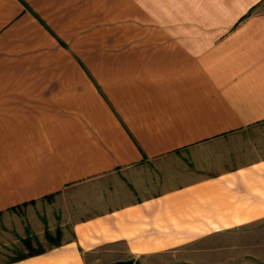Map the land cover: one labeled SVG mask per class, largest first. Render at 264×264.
I'll return each instance as SVG.
<instances>
[{"label": "crops", "instance_id": "crops-1", "mask_svg": "<svg viewBox=\"0 0 264 264\" xmlns=\"http://www.w3.org/2000/svg\"><path fill=\"white\" fill-rule=\"evenodd\" d=\"M72 188L61 244L0 264L263 240L264 0H0V248L25 238L10 208Z\"/></svg>", "mask_w": 264, "mask_h": 264}, {"label": "rangeland", "instance_id": "rangeland-1", "mask_svg": "<svg viewBox=\"0 0 264 264\" xmlns=\"http://www.w3.org/2000/svg\"><path fill=\"white\" fill-rule=\"evenodd\" d=\"M186 163L188 166H191L187 160ZM158 177L161 182L156 184V188L159 189L163 185V177L161 174H159ZM187 177L188 175L182 174L180 176L174 174V177L168 181V184L174 185V183H181V181ZM153 178H156V175H153ZM122 179L127 182L126 178ZM102 180L103 181L99 180V182H101L100 184L103 186L102 195L105 199H107L108 193L104 191V189H108L109 187L108 190H114V188H117V181L110 176ZM147 180L148 179H146V181ZM138 188L139 187L136 189L138 190ZM124 189L127 190L126 192L130 193L128 196L135 195L138 197L140 194V192L136 191L135 187H133L129 182L125 183ZM74 190L76 189L72 188L64 192H60L56 196H50L45 200L33 202L29 207L33 208L32 210L27 209V211L26 208L22 210L21 208L18 209V207L14 210L10 209L11 211L9 216L11 217V221H7L4 224L1 221L2 225L15 228V226H18V222L20 220V224H22L25 229L24 239L28 238L30 240L33 250L38 249L40 246L43 249L51 248L50 246L54 242L47 240L45 233L48 232L54 240L60 239V241H62V221L67 220L68 223H70L71 220L79 219L85 210L81 206V203H86L87 205L90 203L88 198H79V194ZM88 190L89 188L87 189L86 187L82 189V191L87 193ZM147 190H149V188ZM92 191L94 194V190ZM93 194L90 196L93 197L92 200L94 201L95 195ZM98 197H101L100 193L98 194ZM107 201L109 202L108 199ZM254 234V232L246 233L247 240H245L248 245L247 248L240 247V238H231L228 241H224L222 238L215 239L212 242L204 241L203 244L197 248L184 247L166 253L164 256L167 263L164 264H264V233L262 236L263 240H257L255 241L256 243L254 242L252 244L250 241L254 240ZM250 236H252V239L249 238ZM9 237L10 236H8V239H10ZM22 240L23 239H21L20 243H18V239H14V241L8 243L7 246L1 247L0 254L4 255L7 260H15L20 255L29 253V249L26 248ZM224 243H230L231 247L225 248ZM228 260L232 262L228 263Z\"/></svg>", "mask_w": 264, "mask_h": 264}, {"label": "trees", "instance_id": "trees-1", "mask_svg": "<svg viewBox=\"0 0 264 264\" xmlns=\"http://www.w3.org/2000/svg\"><path fill=\"white\" fill-rule=\"evenodd\" d=\"M48 197H50V196H48ZM31 203H33V201L31 202ZM17 207H12V208H10L11 210H14V209H16ZM46 234V239L47 240H50V241H53L54 243H52V245L50 246V247H57V246H59L60 244H61V241H60V239H53L50 235H49V233L48 232H46L45 233ZM58 234H59V232H58ZM59 236V235H58ZM22 242L25 244V246H26V248L27 249H29V253H27V254H22V255H20L17 259H15V260H20V259H23V258H26V257H29V256H34V255H39V254H42V253H44L45 252V249H43L41 246L38 248V249H36V250H33L32 248H33V246H31V244H30V240L28 239V238H26V239H23L22 240Z\"/></svg>", "mask_w": 264, "mask_h": 264}, {"label": "water", "instance_id": "water-1", "mask_svg": "<svg viewBox=\"0 0 264 264\" xmlns=\"http://www.w3.org/2000/svg\"><path fill=\"white\" fill-rule=\"evenodd\" d=\"M113 264H133L132 261H119V262H115Z\"/></svg>", "mask_w": 264, "mask_h": 264}]
</instances>
